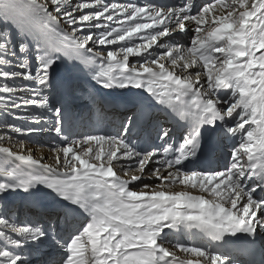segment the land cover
Segmentation results:
<instances>
[{
    "label": "snow or ice",
    "instance_id": "6c2138e0",
    "mask_svg": "<svg viewBox=\"0 0 264 264\" xmlns=\"http://www.w3.org/2000/svg\"><path fill=\"white\" fill-rule=\"evenodd\" d=\"M0 264H264V0H0Z\"/></svg>",
    "mask_w": 264,
    "mask_h": 264
},
{
    "label": "bare ground",
    "instance_id": "6f19581e",
    "mask_svg": "<svg viewBox=\"0 0 264 264\" xmlns=\"http://www.w3.org/2000/svg\"><path fill=\"white\" fill-rule=\"evenodd\" d=\"M113 2H116V0H113ZM121 3H127L129 0H119ZM131 2H137V0H131ZM139 2H143V0H139ZM190 42V36L185 35L183 39L181 40V43L183 44H188ZM116 47V46H112ZM138 58L132 57L130 58L131 62L136 61ZM65 70L64 68H61L60 72L57 74L59 78H63L65 76ZM123 110V109H122ZM121 110V111H122ZM120 113V111H119ZM119 113L117 112H109L108 113V119L104 122V127L109 130V131H115V127L118 125L119 121ZM85 128H90L91 125L88 124L87 122L84 125ZM54 134L52 133H39V134H34L30 139L31 143L25 145V154H27L28 151L31 152V154L35 158H40V157H45L44 162L46 163H52V158L55 155L54 152L51 151V146L54 145L55 141L53 140ZM180 133H176V139L179 140ZM7 146V145H5ZM228 150V153L230 152V147H225ZM227 159L225 162L216 159L215 160V166L214 168L216 169H223L225 164L227 163ZM144 182L146 183H151V180H149L147 177H145ZM139 183V182H137ZM130 188L133 190H137L135 185H130ZM23 218V217H22ZM186 234H177L171 233L169 234V240L170 241H180L181 243H191V241L187 240L185 237ZM33 259H36L35 257Z\"/></svg>",
    "mask_w": 264,
    "mask_h": 264
},
{
    "label": "rangeland",
    "instance_id": "374dc122",
    "mask_svg": "<svg viewBox=\"0 0 264 264\" xmlns=\"http://www.w3.org/2000/svg\"><path fill=\"white\" fill-rule=\"evenodd\" d=\"M17 123H20V122H17Z\"/></svg>",
    "mask_w": 264,
    "mask_h": 264
}]
</instances>
